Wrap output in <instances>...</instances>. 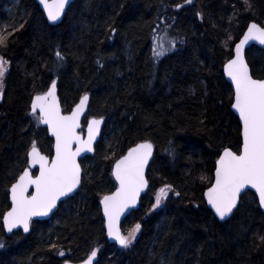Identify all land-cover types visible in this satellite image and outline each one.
I'll list each match as a JSON object with an SVG mask.
<instances>
[{"label": "trees", "instance_id": "1", "mask_svg": "<svg viewBox=\"0 0 264 264\" xmlns=\"http://www.w3.org/2000/svg\"><path fill=\"white\" fill-rule=\"evenodd\" d=\"M249 3L250 9L243 0H76L52 26L35 0H0L7 37L0 55L10 62L0 101V264L81 263L97 248V264H264L256 195L246 193L224 223L204 199L223 150L242 145L224 64L250 23L264 26V0ZM165 27L176 47L157 61L153 37ZM247 61L253 77L264 79V51L252 47ZM53 80L64 113L90 96L88 118L105 119L103 134L95 155L81 161L78 193L50 220L32 222L29 234L7 236L2 216L10 209L9 189L27 167L32 142L53 155L48 131L30 114L34 96ZM145 140L155 147L150 188L122 224L124 235L136 223L141 230L132 246L120 249L107 242L99 202L117 187L115 161ZM166 184L180 196L169 192L152 211Z\"/></svg>", "mask_w": 264, "mask_h": 264}, {"label": "snow or ice", "instance_id": "2", "mask_svg": "<svg viewBox=\"0 0 264 264\" xmlns=\"http://www.w3.org/2000/svg\"><path fill=\"white\" fill-rule=\"evenodd\" d=\"M47 13L49 21L56 22L65 13L70 0H39ZM193 0H184V4H192ZM247 8H251L249 0H243ZM184 4H177L180 9ZM202 19V17H201ZM22 27V25H21ZM114 32V30H112ZM13 33H8L12 35ZM156 39H159L158 37ZM232 39L231 35L228 37ZM250 41L264 45V26L251 23L239 43L235 44V55L224 64V71L234 84V103L232 107L238 112L242 122V145L238 151L225 148L216 162L215 181L208 187L204 195L207 204L214 209L220 220L232 215L237 208L241 193L248 188L255 189L259 197V205L264 208V79H255L244 56L245 46ZM7 46V37L0 31V47ZM175 38H169L167 47L153 48L157 57L167 55L175 50ZM227 47V41L225 42ZM59 62L64 61L60 51L55 53ZM10 62L0 55V101L4 99V78ZM62 66V65H61ZM102 66V65H101ZM89 96L85 93L70 114H62L56 95V81L51 82L49 90L35 95L31 103V112H39L37 120L48 125L55 137V156L51 160L42 155L36 146L31 144L27 153V167L10 186V210L3 213V226L12 233L16 228L30 230L33 217L49 215L57 208L62 198L70 197L81 186V167L77 157L81 152H92L93 143L100 132L104 119L93 118L88 121L87 140L77 133L80 128V117L88 107ZM78 147L73 150L72 145ZM154 145L145 140L128 150L127 155L115 162L113 175L119 187L110 195H103L100 203L103 205V215L106 218L107 236L118 242L122 248H129L136 240L141 230V224L136 223L127 235L122 234L120 220L126 211L135 208L140 193L148 187L145 169L153 155ZM170 152L174 149H169ZM39 166V175L31 172ZM34 191L29 193V189ZM180 196L170 184L161 187L155 196L151 210L160 208L167 200L168 193ZM199 207V205H197ZM264 242V236L259 238ZM4 247L0 243V248ZM53 248L57 246L52 245ZM99 249L91 251L84 264H93ZM58 255L64 256L63 250Z\"/></svg>", "mask_w": 264, "mask_h": 264}, {"label": "water", "instance_id": "3", "mask_svg": "<svg viewBox=\"0 0 264 264\" xmlns=\"http://www.w3.org/2000/svg\"><path fill=\"white\" fill-rule=\"evenodd\" d=\"M74 1H75V0H70V4H69L68 6H66V8H65V13H64V15L61 17L60 20H58V21H56V22H52V21H49V20H48V18H47V13H46V10L44 9L43 5L40 4L39 0H36V2H37V4L39 5L40 9L43 11V13H44V15H45V17H46L48 23H49L50 25H52V26H57V25H59V24L63 21V19H64L66 13H67L69 7L71 6V4H72ZM252 23H254V22H252ZM256 24H257V23H256ZM249 25H250V24H249ZM258 25H259V24H258ZM246 31H247V29H246ZM246 31H245V32H246ZM243 35H244V34H243ZM242 37H243V36H242ZM242 37H241V38H242ZM241 38H240V39H241ZM237 43H239V41H238ZM237 43H236V44H237ZM253 46L259 47V48H261L262 50H264V45L259 44V42H257V41H250L249 44L246 45V46H245V49H244V56H245V59H246L247 51H248L250 48H252ZM234 55H235V46H234ZM233 57H234V56H233ZM246 61H247V59H246ZM247 63H248V62H247ZM249 68H250V66H249ZM250 71H251V69H250ZM224 75H225V78H226L227 82L231 85V87L233 88V91H234V84L231 82L230 78L227 76V74L225 73V71H224ZM57 85H58V82L56 81V95H57V97H58V100H59V103H60V106H61L62 114L67 115V114H65V113L63 112L62 104H61V101H60V98H59V95H58V88H57ZM88 96H89V95H88ZM33 99H34V98H33ZM32 101H33V100H32ZM31 103H32V102H31ZM89 103H90V96H89L88 107H87V109L85 110L84 114L80 117V128H78V129L76 130L77 133H78V134L81 136V138L84 139V140H87V126H88V122H87V125H86V131H85V133H81V130H82V124H83V121H84V119L88 116V113H89ZM233 103H234V102H233ZM74 108H75V107H74ZM74 108H73V110H74ZM232 111L235 113V115H236V116L238 117V119H239V114H238V112H237L233 107H232ZM70 113H71V112H70ZM70 113H68V114H70ZM31 114H32V112H31ZM36 114L39 115V112L37 111ZM32 115H35V114H32ZM91 119H93V118H91ZM91 119H89V120H91ZM96 119H100V118H96ZM103 119H104V118H103ZM89 120H88V121H89ZM239 122H240V125H241V137H242V122L240 121V119H239ZM41 126H42L43 128H45V129L48 130V133H49L50 138L53 139L54 146H53V157H52V158H54V156H55V137L52 135L51 130H50V128H49L48 125H45V124L41 123ZM104 126H105V119H104L103 124L100 125V132H99V135L96 136L95 141H94V143H93V149H94V150H93L92 152H86V151H85V152H81L80 156L77 157V161H78V163L80 164V167H81V185H82V175H83V170H82V166H81L80 161H81L82 159L86 158V157H93V156L95 155V152H96V146L98 145V143H99V141H100V139H101V136H102V133H103ZM143 142H144V141H143ZM139 143H141V142H139ZM135 146H136V145H134V146H132V147H135ZM77 147H78V145L75 144V143L72 145L73 150H75ZM132 147H131V148H132ZM129 149H130V148H129ZM232 151H233V150H232ZM127 152H128V151H127ZM127 152H126L125 155H127ZM40 153H41V152H40ZM154 153H155V148L153 149V155H152V158L149 160L148 167L145 169V177H146L147 180H148V178H147L148 168H149V166H150V164H151V162H152V160H153V158H154ZM222 153H223V152H222ZM41 154H42V153H41ZM42 155H43V154H42ZM125 155H123V156H125ZM221 155H222V154H221ZM123 156H122V157H123ZM122 157H120V158H122ZM52 158L49 157L50 160H51ZM120 158H119V159H120ZM119 159H118V160H119ZM114 166H115V163H114V165H113V171H114ZM216 166H217V165H216ZM38 168H39V166L37 165V167L31 169V172L33 173V171H37L36 175H39ZM113 171H112V176H113V179L115 180V182H116V184H117V188H118V187H119V183H118V181L115 179V176L113 175ZM214 181H215V172H214V180H213V183H214ZM213 183H212V184H213ZM80 188H81V186H80V187H79V188H78L73 194H71L70 197L62 198V200H61L60 202H58V204H57V208H56V209H53V211H52L49 215H47V216H42V217H33L32 222H34V221H45V220H50V219L53 217V215L58 211L59 206H60L63 202H66L68 199H70V198H72L73 196H75V195L78 193V191H79ZM149 188H150V184H149V181H148V187H147L144 191H142V192L140 193V197H139V200H138V203H137L136 207H135V208H131V209H129V210L126 211V212L124 213V215L121 217V220H120V228H121V232H122V224H123V222L126 220V218H127L132 212H134V211H136V210L139 209V207H140V201H141L142 197L145 196V195L148 193ZM115 190H116V189H115ZM33 191H34L33 188H30V189H29V193H32ZM206 191H207V190H206ZM206 191H205V192H206ZM247 192H253V193L257 196V198H258V200H259L258 194L256 193L255 189H251V188L245 189V190L241 193V195H240V199H239V202H238L237 208L233 210V213H232L231 216L226 217L224 220H220L219 217L215 214L214 209H212L211 206L207 204V198H206L205 195H204V199H205V202H206V205H207L208 209L213 213L214 217H215L219 222L224 223V222L228 221L229 219H231V217L234 215V213L236 212V210L238 209V207H239V205H240V203H241V198H242ZM9 194H10V191H9ZM108 195H110V194H108ZM9 199H10V203H11V196H10V195H9ZM100 201H101V200H100ZM99 204H100V207H101V210H102V215H103V205H102L100 202H99ZM261 209H262L263 212H264V208L261 207ZM103 219H104V222H105V230H106V218L104 217V215H103ZM4 230H5L6 234H7V236H10L12 233H16V232H20V231H21L23 234L27 235V234H29L30 231H31V225H30V230H29L27 233H25V232L23 231V228H22V227L14 229L12 233L7 232L6 228H4ZM106 234H107V230H106ZM122 234H123V232H122ZM107 237H108V236H107ZM108 241H109L110 243H113V244L117 245L119 248H122V247L118 244V242H116L115 240L111 239L110 237H108ZM98 259H99V257H98V254H97L96 259L93 261V264H97V263H98ZM65 264H84V262H81V263L66 262Z\"/></svg>", "mask_w": 264, "mask_h": 264}, {"label": "rangeland", "instance_id": "4", "mask_svg": "<svg viewBox=\"0 0 264 264\" xmlns=\"http://www.w3.org/2000/svg\"><path fill=\"white\" fill-rule=\"evenodd\" d=\"M251 24V23H250ZM168 27H165L164 31H162L160 34H156L154 37H153V43H152V53H153V48L154 47H157L158 50L160 47H167L168 46V42H169V38H173L171 37V35L168 33ZM245 33V32H244ZM159 38V39H156V38ZM240 40V39H239ZM238 40V41H239ZM170 52L172 51H169L167 54H169ZM165 56V55H164ZM164 56L162 57H157L153 54V57L155 60H161ZM233 89V88H232ZM234 92V91H233ZM35 117L37 118L38 115H35ZM87 122V121H86ZM40 123V122H39ZM221 156V155H220ZM220 158V157H219ZM218 158V159H219Z\"/></svg>", "mask_w": 264, "mask_h": 264}, {"label": "bare ground", "instance_id": "5", "mask_svg": "<svg viewBox=\"0 0 264 264\" xmlns=\"http://www.w3.org/2000/svg\"><path fill=\"white\" fill-rule=\"evenodd\" d=\"M76 1V0H75ZM74 1V2H75ZM73 2V3H74ZM73 3L71 4V5H73ZM49 24V23H48ZM50 25V24H49ZM248 28V27H247ZM33 100V99H32ZM231 111H232V107H231ZM233 112V111H232ZM233 114L235 115V113L233 112ZM235 117L238 119V117L235 115ZM238 123H239V125H240V122H239V119H238ZM241 126V125H240ZM104 130V129H103ZM155 148V147H154ZM154 155H155V153H154ZM215 170H216V168H215ZM215 172V171H214ZM113 177V176H112ZM83 179V178H82ZM213 180H214V174H213ZM213 183V182H212ZM212 185V184H211ZM258 199V198H257ZM258 203H259V200H258ZM259 207H260V205H259ZM208 208V207H207ZM260 210L262 211V213L264 214V212H263V210L261 209V207H260ZM237 211V210H236ZM235 214V213H234ZM230 220V219H229ZM107 236V235H106ZM107 242L110 244V245H115V244H113V243H110L109 241H108V237H107ZM117 246V245H116ZM118 247V246H117ZM119 248V247H118ZM120 249H122V248H120Z\"/></svg>", "mask_w": 264, "mask_h": 264}]
</instances>
